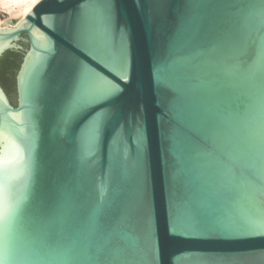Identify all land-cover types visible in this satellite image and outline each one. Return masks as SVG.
Segmentation results:
<instances>
[{"label":"water","instance_id":"95a60500","mask_svg":"<svg viewBox=\"0 0 264 264\" xmlns=\"http://www.w3.org/2000/svg\"><path fill=\"white\" fill-rule=\"evenodd\" d=\"M105 6L43 0L0 30V264H264V0H116L103 36ZM82 65L123 94L69 119Z\"/></svg>","mask_w":264,"mask_h":264},{"label":"snow or ice","instance_id":"6c2138e0","mask_svg":"<svg viewBox=\"0 0 264 264\" xmlns=\"http://www.w3.org/2000/svg\"><path fill=\"white\" fill-rule=\"evenodd\" d=\"M139 0H137V3ZM105 7L102 10L101 16L99 18V33L106 36L108 30L111 26L112 12L115 9L116 0H104ZM128 54V35L127 33L121 34V46L115 55L118 59L126 61ZM198 51H193V55H198ZM190 57L179 56L173 63L174 65H179L186 62ZM97 64H101L102 58L94 61ZM111 71V69H109ZM158 80L159 77L156 76ZM103 80L102 74H98L91 69V67L82 65L79 68V78H78V90L74 95V98L67 110V117L70 119L72 115L84 107L97 108L101 105H108V102L117 98L119 95L123 94L122 88L117 84L115 87L107 86L101 81ZM130 80V75L127 78ZM125 80V81H127ZM175 91V89H173ZM111 109L106 107H99V110L94 113V119L91 121L89 128L85 134L86 139L89 142H95L101 137V132L106 123L108 122ZM176 116L178 120L184 119V110L177 107ZM131 133L132 143L138 149L143 151L146 144V126L142 114H139L135 118L134 123L131 125L130 129L120 128L114 136L116 137V142L123 145L124 151L123 155L126 158L130 157V150L128 144V134ZM165 143L167 146V151L172 149L178 151H185L183 139L180 136H174L171 133L165 135ZM135 166V165H134ZM176 228L172 227L170 229L171 234H178L175 231ZM8 231L7 225H5L4 233ZM187 254V253H185Z\"/></svg>","mask_w":264,"mask_h":264},{"label":"bare ground","instance_id":"6f19581e","mask_svg":"<svg viewBox=\"0 0 264 264\" xmlns=\"http://www.w3.org/2000/svg\"><path fill=\"white\" fill-rule=\"evenodd\" d=\"M41 1L43 0H0V11L9 16L6 21L0 20V30L12 31L9 27L17 29Z\"/></svg>","mask_w":264,"mask_h":264},{"label":"trees","instance_id":"16d2710c","mask_svg":"<svg viewBox=\"0 0 264 264\" xmlns=\"http://www.w3.org/2000/svg\"><path fill=\"white\" fill-rule=\"evenodd\" d=\"M20 62H21V56L19 54H17V53H10V56H8V60L6 62H4V66H5V68L8 71L14 72L15 68L17 66H19V63Z\"/></svg>","mask_w":264,"mask_h":264},{"label":"rangeland","instance_id":"374dc122","mask_svg":"<svg viewBox=\"0 0 264 264\" xmlns=\"http://www.w3.org/2000/svg\"><path fill=\"white\" fill-rule=\"evenodd\" d=\"M9 19V16H7L5 13L0 11V20L6 21ZM13 23H16V20H13Z\"/></svg>","mask_w":264,"mask_h":264},{"label":"flooded vegetation","instance_id":"af4514ba","mask_svg":"<svg viewBox=\"0 0 264 264\" xmlns=\"http://www.w3.org/2000/svg\"><path fill=\"white\" fill-rule=\"evenodd\" d=\"M6 57V55L4 56V58ZM4 58L2 59V60H4ZM1 60V61H2ZM1 61H0V63H1ZM0 83L2 84V86L4 87V89L6 90V92H7V89L5 88V86L3 85V83H2V81H1V79H0ZM8 93V92H7ZM9 95V94H8Z\"/></svg>","mask_w":264,"mask_h":264}]
</instances>
